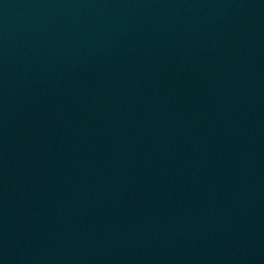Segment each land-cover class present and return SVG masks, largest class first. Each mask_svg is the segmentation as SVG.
I'll use <instances>...</instances> for the list:
<instances>
[{
  "label": "water",
  "instance_id": "water-1",
  "mask_svg": "<svg viewBox=\"0 0 264 264\" xmlns=\"http://www.w3.org/2000/svg\"><path fill=\"white\" fill-rule=\"evenodd\" d=\"M0 264H264V0H0Z\"/></svg>",
  "mask_w": 264,
  "mask_h": 264
}]
</instances>
